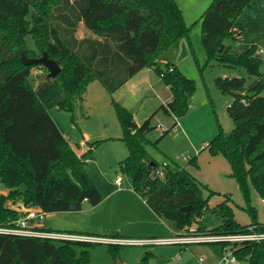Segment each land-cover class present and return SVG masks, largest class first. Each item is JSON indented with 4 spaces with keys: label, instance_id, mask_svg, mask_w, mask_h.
<instances>
[{
    "label": "trees",
    "instance_id": "16d2710c",
    "mask_svg": "<svg viewBox=\"0 0 264 264\" xmlns=\"http://www.w3.org/2000/svg\"><path fill=\"white\" fill-rule=\"evenodd\" d=\"M252 1L213 0L201 17L208 62L243 67L254 77L251 83L244 76L216 78L221 91L233 96L228 111L235 126L226 132L218 122L219 132L206 145L213 155H223L229 161L231 175L252 215L250 224L235 219L228 197L212 209L223 222L209 228L205 212L214 191L209 190L206 197L207 185L178 163H168L165 175H157L160 165L146 148L150 142L147 134L154 128L153 115L138 124L134 113L115 101L122 139L129 151L120 163L122 172L148 206L173 222L182 234L192 233V228L196 234H232L252 224L264 230L250 198L252 183L264 199V61L256 45L238 52L226 43L241 33L235 28L236 20ZM80 22L99 38H78ZM189 30L176 0H0V177L8 188L7 194L0 193V225H11L22 215L19 203L55 212L81 210L85 201L97 205L103 199L85 160L30 82L34 70L46 71L45 67L24 64L22 54L39 57L47 52L60 64L61 71L54 78L63 93L59 107L71 112L75 96L81 95L90 81L98 79L113 93L140 70L154 67L171 88L172 100L160 109L175 117V128L188 112L197 83L173 62L162 60ZM27 35H32L36 50L28 48ZM189 164L198 168L197 157ZM186 206L191 207L190 212L183 209ZM96 243L101 242L0 233V264H91L88 248ZM110 245L114 252L117 244ZM235 253L240 261L264 264V241L247 242L236 247ZM137 264H150L149 255Z\"/></svg>",
    "mask_w": 264,
    "mask_h": 264
},
{
    "label": "rangeland",
    "instance_id": "374dc122",
    "mask_svg": "<svg viewBox=\"0 0 264 264\" xmlns=\"http://www.w3.org/2000/svg\"><path fill=\"white\" fill-rule=\"evenodd\" d=\"M212 1L176 0L183 10L185 22L190 30L176 48L166 52L165 57L167 61L176 64L187 77L197 83V88L190 98L187 114L179 118L180 124L173 128L176 119L160 109L163 99L157 98L152 91L146 89L138 91L139 89L135 87L137 96L128 98L132 108L129 109L136 114V120L140 124L147 115H153L154 128L147 134L150 140L146 146L149 156L161 166L167 162L169 164L178 163L186 167L207 185L208 189L204 191L206 197L210 194L209 190L214 191L209 197L210 209L205 212V223L209 228L223 222V219L212 209L228 197H230L229 204L234 210L235 219L243 225L252 222V215L246 209L247 203L243 192L237 180L231 175L232 168L229 161L223 155H213L205 145L219 132L218 122L226 132H231L235 126L228 111L233 96L221 91L216 84V78L244 76L249 83L254 80V77L250 76L243 67L224 66L216 60L208 62V55L202 42L201 17ZM235 28L242 32L238 33L236 38L226 40V43L232 45L234 50L241 52L251 45H256L257 49H264V0H253L251 6L246 7L236 20ZM26 44L29 49L36 50L32 35H27ZM261 57L264 61V53ZM161 65L164 68L166 66L163 62ZM261 68L264 70V62ZM153 75L163 82L155 70ZM29 79L34 88H37L39 83L53 85L48 90L49 99H44V104L62 133L65 134L66 139L75 146L82 140L81 130L84 131L82 129L84 123L79 125V121L85 119L84 115L89 109L88 106L103 105L102 109L93 110L94 114L88 121L93 136L88 145L93 150H87L85 166L95 185L103 192L104 199L97 205L85 201L81 210L46 212L40 224L55 231L70 232V230L77 229L88 230L87 232H95L98 235L118 236V233H123L129 238H140L125 231H119L121 228H136L133 221L146 219L143 217L146 211L143 204L147 205L143 197L133 189L130 177L121 170V160L128 156L129 151L122 139L123 129L112 93L108 90H104V93L100 87L92 84L94 81L92 80L83 91L87 95L86 100L76 95L74 111L71 112L59 107L63 93L56 85L54 78L42 80L33 72ZM36 92L38 95L41 94L40 89ZM120 104L123 105V103ZM141 104L143 105L140 108ZM145 108H150L151 111L146 113ZM103 119L108 121V125L105 127L101 125L103 127L97 129V123ZM166 129L169 131L163 135ZM100 130L104 132L102 135ZM104 134L114 137L112 139L103 137ZM195 156L199 164L198 168L189 164L190 159ZM118 176L123 178L119 186L115 183ZM114 190L116 191L112 193ZM7 192L8 188L0 177V193ZM250 198L251 204L257 209L258 220L264 223V199L252 183H250ZM165 221L175 230L170 236H177L180 231L175 224L169 220ZM77 249L80 252L83 247L80 246ZM88 250L91 264H119V261L124 264H137L146 255H149L150 264H225L221 261L222 246L213 243L117 244L114 252L109 243H96ZM227 253L224 251L225 255ZM236 264L250 263L238 261Z\"/></svg>",
    "mask_w": 264,
    "mask_h": 264
},
{
    "label": "crops",
    "instance_id": "0c3cea01",
    "mask_svg": "<svg viewBox=\"0 0 264 264\" xmlns=\"http://www.w3.org/2000/svg\"><path fill=\"white\" fill-rule=\"evenodd\" d=\"M76 36L78 38H84V37H88V36H93L94 38H99L98 36H96L95 34H93L92 32H90L86 28V26H85V24L83 22H80L79 23ZM162 61L163 62H166L167 60H162ZM154 70H155L154 67H147V68H144V69L140 70L134 76H132L130 79H128L121 87H119L117 90H115L111 94L112 95V98L115 99L118 103H123V105L125 107H127L128 109L129 108L132 109L131 106H130V103L131 102L128 100V98H133V97L137 96L138 93H137V90L135 89V87H137L139 89L138 91L143 90V89H146L148 91H152L157 98H159L160 100L163 99L162 100L163 101L162 104L168 103L169 101L172 100V97H173L171 88L166 83L164 85V81L162 82L160 79H157L153 75ZM44 72L45 71H43V70H34V74L37 77H40V75H42V73H44ZM155 72H156V70H155ZM42 80H46V79H42ZM92 84H95L96 87H100L104 93H105L104 90H107L104 87V85L99 80H94L92 82ZM51 86H53V85L52 84L47 85V83H39V85L37 86V88L35 87L36 91L38 89H40V91H41L40 93L41 94H39V97H40V99L42 100L43 103H44V99H49L48 90H49V88ZM55 93H57V92L55 91ZM78 97L79 98L81 97L82 99L86 100L87 95H86V93L83 92ZM162 97H164V98H162ZM105 99L106 100L108 99L107 96H106ZM142 105L143 104L140 105V108L142 107ZM88 108L89 109L86 110V113L84 115L85 116L84 117L85 119L82 120V121H79V125L84 123V127H82V129H84V131L81 130V132H82V140H81V143L80 142H77V146H75L74 144L70 143L74 147V149L76 150V152L78 153V155L80 157H82L84 160H87V156L86 155H87L88 151H92L93 150L91 148V146L88 145V143H90V141H91V138L93 137L92 136V131L89 129L90 126L88 125L89 118H91V116L94 114L93 110L96 111V110H98L100 108L102 109L103 108V105L101 104L98 107H96V106L89 107L88 106ZM140 108H138V109H140ZM145 111H146V113H149L151 111V109L150 108H145ZM134 115H135V120H136L137 119L136 118V114L134 113ZM149 116H151V115H149ZM149 116L147 115L146 118H148ZM136 122L138 124H140L137 120H136ZM179 124H180V121H179ZM101 125H104V127L107 126L108 125V121L106 119H103L101 122H98L97 123L96 128L97 129H101V127H103ZM102 133H104V132L101 131V135H102ZM64 136H65V134H64ZM103 137H110L112 139L114 136H107L106 134H104ZM99 190H101V189L99 188ZM115 191L116 190L112 191V193H114ZM132 192H134V191H132ZM7 193H5V194H7ZM101 193H102V196H103V199H104V194H103L102 191H101ZM146 205L147 206H145L143 204V206L146 208V211L143 214V217H145L148 220L142 218V219L133 221L132 223H134L136 225V228H132V229H131V227L125 228V229L121 228V229H119V231H125L126 233H130L132 235H136L135 237H140V238H143V237H145V238H151V237H158V238L159 237H161V238L173 237V236H170V234H172L175 231L173 229L172 225H169L168 223H166L165 219H163L162 217H160L159 215H157L148 206L147 203H146ZM24 207L25 206L22 203H19L18 204V208L20 210H23ZM260 222H262V221H260ZM44 227L47 228L46 226H44ZM74 227L79 228V226H76V225H74ZM47 229H50V228H47ZM84 229H87V228H84ZM70 231H74V232H78V233H95V232H87L88 230H77V229H73V230H70ZM118 234H119L118 236L128 237L129 238V236H126L123 233H118ZM127 235H129V234H127Z\"/></svg>",
    "mask_w": 264,
    "mask_h": 264
},
{
    "label": "built area",
    "instance_id": "2783aa9c",
    "mask_svg": "<svg viewBox=\"0 0 264 264\" xmlns=\"http://www.w3.org/2000/svg\"><path fill=\"white\" fill-rule=\"evenodd\" d=\"M257 52L261 55L264 53L263 48L257 49ZM264 94V93H263ZM206 146V145H205ZM189 157V156H188ZM167 162L159 166L156 170L157 175L163 177L165 175L164 168L167 166ZM123 178L118 176L116 183L121 185ZM22 215L11 225H0V233L14 234L20 236L50 238V239H66V240H83L91 242H101L109 244H148V243H222L221 261L225 264H236L240 261L235 253V248L239 247L247 242H261L264 241V230L260 229L258 224H252L247 227L243 232L232 234H196L195 228L191 229L192 233L182 234L177 236L161 238H120V237H106L96 235H86L82 233H71L63 231H55L47 229L40 224L46 216V211L36 207H24L21 210ZM227 251V255L224 254Z\"/></svg>",
    "mask_w": 264,
    "mask_h": 264
},
{
    "label": "water",
    "instance_id": "95a60500",
    "mask_svg": "<svg viewBox=\"0 0 264 264\" xmlns=\"http://www.w3.org/2000/svg\"><path fill=\"white\" fill-rule=\"evenodd\" d=\"M22 60L26 65H34V64H42L46 71L40 75L41 79H49L55 78L57 74L61 71L60 64L55 60L48 56L47 52H43V54L39 57H31L26 53L22 54ZM187 212L191 211L190 206H186L183 208ZM119 264H124L122 261H119Z\"/></svg>",
    "mask_w": 264,
    "mask_h": 264
}]
</instances>
